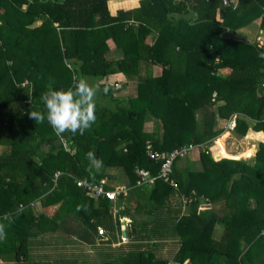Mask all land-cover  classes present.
I'll list each match as a JSON object with an SVG mask.
<instances>
[{"label": "trees", "instance_id": "trees-1", "mask_svg": "<svg viewBox=\"0 0 264 264\" xmlns=\"http://www.w3.org/2000/svg\"><path fill=\"white\" fill-rule=\"evenodd\" d=\"M108 1L0 0V215L11 214L9 221H1L9 237L2 248L15 259L25 257L31 237L49 229L41 224L42 216L19 210V204L45 196L44 206L61 202V209L84 223L106 221L108 201L100 199L95 207L74 182L96 183L106 176L90 167L88 152L94 151L104 168L124 173L143 200L132 210L150 215L176 191L160 180L136 186V169L156 175L160 167V161L146 155L147 143L163 152L204 146L223 132L217 121L234 115L237 134L249 127L243 118L264 132V51L233 36L258 17L264 28V0H240L235 9L223 8L220 20L218 0H140L137 7L115 15L109 13ZM38 20L41 24L35 26ZM109 38L121 50L118 59L106 57ZM155 62L164 63L157 77L151 71ZM141 65L147 72L137 83L136 97L103 90L113 108L96 102V122L83 135L57 136L47 120L39 123L29 116L30 111L46 112L41 96L49 84L67 90L85 75L100 80L122 73L133 79ZM148 117L156 122L151 133L143 130ZM205 151L198 172L180 175L173 164L178 194L192 201L175 222L180 244L172 260L264 264V144L251 165L217 160ZM57 171L61 175L54 185ZM219 201L234 211L220 214L214 208ZM118 213L130 219V209ZM217 225L223 230L214 239ZM120 259L117 264H169L149 249Z\"/></svg>", "mask_w": 264, "mask_h": 264}, {"label": "crops", "instance_id": "crops-1", "mask_svg": "<svg viewBox=\"0 0 264 264\" xmlns=\"http://www.w3.org/2000/svg\"><path fill=\"white\" fill-rule=\"evenodd\" d=\"M140 0H109L108 10L111 15H115L118 10L131 9L139 5ZM240 1V0H239ZM239 3V2H238ZM111 6L114 8L112 9ZM225 8L218 1L217 18L220 20V12ZM186 15V14H185ZM191 17L190 15H186ZM40 20L35 23V26L40 25ZM261 17L256 18L251 24L236 31V36L239 39L249 43H256L257 40L264 38V28H260ZM152 37L149 36L148 39ZM108 59H118L121 57V50L117 48L112 39L106 40ZM164 63H153L152 75L157 77L161 73ZM147 70L145 65H141L139 74L133 79H127L122 73L111 74L104 78L107 88L110 87L117 93L113 96L120 98H133L137 95V83ZM111 83L113 85H111ZM236 115L233 116L236 123ZM246 124L249 125L247 131L243 135L237 134L233 129L226 131L224 126L227 120H218L217 128L223 129V132L213 141L204 146L194 149L191 156L175 161L176 172L182 175L185 172H198L201 170L200 152L206 149L205 154H210L214 159H230L242 161L244 163H253V158L260 144H264V132L256 131L251 128L253 121L248 118H243ZM155 120L151 117L146 118L143 123V130L147 133L155 127ZM96 172H103L106 176L110 187L115 185H123L130 187L124 173L114 167L103 166L99 169L95 168ZM238 175H234L236 180ZM77 179V178H74ZM131 188V187H130ZM87 196V195H86ZM45 197V196H44ZM44 197L35 200V209L29 210L31 215L38 217L42 216V225L49 229L42 231L36 236L31 237L26 245L25 257L15 259L11 253L3 264H117L120 258L131 251L149 249L157 257L169 260V264H194L189 258H185L182 263L173 261V256L176 253L180 237L175 230V222L177 218L187 212V207L180 202V196L177 192L172 194L165 204L154 210L150 215H145L141 210H132L135 204L138 205L137 192L129 191L124 198H118L115 203L108 202V213L105 219L91 218L89 224L84 223L79 217L73 213H67L61 209V202L50 205H43ZM90 198L89 196H87ZM92 199V198H91ZM204 200V199H203ZM93 204H98L99 200L92 199ZM126 207L130 209V219L120 218L119 213L113 214V209ZM220 214L228 215L231 211L229 207H224L221 201L214 206ZM27 210V209H26ZM166 213H170L172 218L171 225L175 230L176 237L173 241L160 240L158 244L156 239L147 238V232L153 233L155 228L159 231L167 227L170 221ZM110 215V216H109ZM20 220V219H19ZM104 220V221H101ZM139 222L146 228V234L141 232L136 235V224ZM152 223H154L153 226ZM120 225V227L118 226ZM156 224V225H155ZM22 226V225H21ZM221 231L223 226L220 225ZM98 229L103 230V234L98 233ZM160 230V231H161ZM124 231V233H123ZM222 233V232H221ZM149 235V234H148ZM152 235V234H151ZM125 236L127 243H120V237ZM221 234L218 236L219 239ZM215 239V238H214ZM11 246V245H10ZM140 246H144L143 248ZM244 248V242L241 243ZM13 256V257H12ZM0 259V264L1 263Z\"/></svg>", "mask_w": 264, "mask_h": 264}, {"label": "clouds", "instance_id": "clouds-1", "mask_svg": "<svg viewBox=\"0 0 264 264\" xmlns=\"http://www.w3.org/2000/svg\"><path fill=\"white\" fill-rule=\"evenodd\" d=\"M264 59V53L260 54ZM100 91L97 85L89 84L87 78L80 79L74 87L67 90H53L52 84L48 85V91L41 96L46 112L30 111L29 116L36 122L43 123L47 120L57 136L65 133L83 135L96 122V95ZM107 92V89L104 90ZM90 167L99 169L103 162L96 158L95 152L86 154ZM5 214L0 221H9ZM6 224L0 222V241L6 239Z\"/></svg>", "mask_w": 264, "mask_h": 264}, {"label": "built area", "instance_id": "built-area-1", "mask_svg": "<svg viewBox=\"0 0 264 264\" xmlns=\"http://www.w3.org/2000/svg\"><path fill=\"white\" fill-rule=\"evenodd\" d=\"M222 7H231L235 9L238 5L239 0H218ZM257 45L264 51V38L258 39ZM27 84V81L23 82L22 85ZM235 127L234 118H231L227 121L224 129L226 131L231 130ZM64 149L69 152V146L63 142ZM200 146L194 144H188L176 149H173L169 152L157 151L154 150L151 143H147L145 150L146 155L151 160L160 161V167L156 175H152L146 169H136L135 174L137 176L136 186H151L157 180L162 181L163 183L169 185L173 190L178 193V182L173 177V164L178 159H183L188 156V154L194 149ZM61 175V172L57 171L53 175L54 185L56 183L57 178ZM74 182L77 187L82 188L85 191V194L92 199L95 200H106L109 203H115L118 198H124L128 195L131 190L130 187L123 185H115L110 187L106 178L100 179L98 182H87L81 179H74ZM180 201L183 206H188V204L192 201V197H187L184 194H179ZM19 210L24 208H35V201L28 203L27 205L19 204ZM118 213V208L113 209V214L116 215ZM99 234H103V230L98 229ZM264 233V231H262ZM128 240L125 236L120 237V243H127Z\"/></svg>", "mask_w": 264, "mask_h": 264}, {"label": "rangeland", "instance_id": "rangeland-1", "mask_svg": "<svg viewBox=\"0 0 264 264\" xmlns=\"http://www.w3.org/2000/svg\"><path fill=\"white\" fill-rule=\"evenodd\" d=\"M111 8L114 9L112 6H111ZM40 24H41V22H40ZM236 31H234L233 36H236ZM236 38H238V37H236ZM85 78H87L89 84L97 85L99 87V89H100V91L97 93L96 98H95L96 102L98 104L102 105V106H105V107H108V108H113V103L111 102L110 98L108 96H104L103 95V90H105L107 88L106 81L104 80V78L99 80L97 77H95L93 75H85ZM111 85H113V84L111 83ZM112 91H113V89H112ZM113 93H117V92H115V90H114ZM191 154H192V152H190L188 155L191 156ZM27 209L28 210H33L35 208H27ZM7 214L9 215V217H11L10 213H7ZM169 214L170 213H166V216H168L170 221L167 223V227L166 228H164L163 230L160 229L161 231L160 230L158 231L155 228L156 231H154L153 233L147 232L146 228H148V227L145 228V227H143V224H140L139 222H137L136 229H135L136 230V235L140 234L141 232H144L146 234V232H147V234H146L147 238L153 239V240L156 239L157 240V241H155L156 244H158L160 242V240H164V237L167 238L166 239L167 241H170V240L173 241L174 238L176 237V233H175V230L172 228V225H171L172 218L170 217ZM0 217H3L2 214L0 215ZM153 225H154V223H152L151 226H153ZM221 232L222 231H221L220 225H217L215 227V230H214V233H213V238H215V239L218 238V236L221 234ZM7 239H4V240L0 241V259L2 261L1 262L2 264L4 262H6V258L12 253V252H7V250L2 248L3 243L5 244V241ZM140 247H142V246H140Z\"/></svg>", "mask_w": 264, "mask_h": 264}, {"label": "water", "instance_id": "water-1", "mask_svg": "<svg viewBox=\"0 0 264 264\" xmlns=\"http://www.w3.org/2000/svg\"><path fill=\"white\" fill-rule=\"evenodd\" d=\"M123 233H124V231H123Z\"/></svg>", "mask_w": 264, "mask_h": 264}]
</instances>
